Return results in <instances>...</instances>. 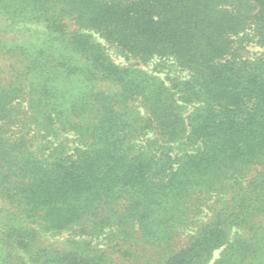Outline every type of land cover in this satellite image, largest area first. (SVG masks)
<instances>
[{"label":"trees","instance_id":"1","mask_svg":"<svg viewBox=\"0 0 264 264\" xmlns=\"http://www.w3.org/2000/svg\"><path fill=\"white\" fill-rule=\"evenodd\" d=\"M251 31L264 43V0H0V264H112L94 238L121 248L136 224L182 222L204 192L220 195L214 217L160 263L209 264L223 249L214 264H264ZM155 59L189 78L141 69ZM232 226L244 231L230 240ZM64 233L65 248L43 243Z\"/></svg>","mask_w":264,"mask_h":264},{"label":"rangeland","instance_id":"2","mask_svg":"<svg viewBox=\"0 0 264 264\" xmlns=\"http://www.w3.org/2000/svg\"><path fill=\"white\" fill-rule=\"evenodd\" d=\"M95 41L105 46L112 57V59L118 64H127L123 57H120L117 51L112 48L99 34H92ZM249 40L245 45V57L249 60H255L264 56V43H261L254 37L253 31L250 32ZM145 72L151 74L159 80L165 81L167 85H170L169 78H179L185 80L189 78L187 71L180 69L173 59L160 60L155 59L147 66H141ZM190 110L192 108L190 107ZM178 152V151H177ZM254 175V172L245 176L241 180V186H246L250 178ZM201 197L200 202L192 203L189 205V209H186V214L183 219V223L180 221L183 216L179 213V219L169 222V224H160L158 221L152 224H148L145 229L140 224H136V231L128 245L122 244L121 248H118L116 243H110L108 240L109 232L102 235L99 238L92 240V245L98 250L106 251L110 254L112 264H161L171 254L172 251L181 250L185 248L191 239L198 234V231L204 226L208 225L211 219L214 217V210L220 206L218 204L220 195L213 193V196ZM224 199H230L232 193L225 195L222 193ZM127 228H131L130 224H127ZM243 231L240 227L232 226L229 232V239L232 240L236 235H242ZM71 237L69 233L64 234H44L42 240L44 244L65 248L67 241ZM176 243V244H175ZM120 250L123 251L120 252ZM145 250L147 252H145ZM223 249L215 251L212 261L209 264H214L221 255ZM125 252V254H124ZM130 255H133L134 259H127ZM161 262V263H160Z\"/></svg>","mask_w":264,"mask_h":264}]
</instances>
